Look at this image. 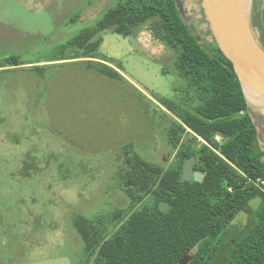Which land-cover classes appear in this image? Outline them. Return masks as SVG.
I'll return each mask as SVG.
<instances>
[{
  "label": "rangeland",
  "instance_id": "obj_1",
  "mask_svg": "<svg viewBox=\"0 0 264 264\" xmlns=\"http://www.w3.org/2000/svg\"><path fill=\"white\" fill-rule=\"evenodd\" d=\"M119 1L0 0V65L12 64L0 67V264H81L73 217L109 225L127 209L115 174L121 146L131 141L164 167L175 159L156 97L178 99L183 80L147 25L130 37L98 32L94 52L138 90L73 59L84 49L68 42ZM176 1L200 41L212 42L201 0ZM247 102L264 149V114ZM247 217H235L234 233Z\"/></svg>",
  "mask_w": 264,
  "mask_h": 264
},
{
  "label": "trees",
  "instance_id": "obj_2",
  "mask_svg": "<svg viewBox=\"0 0 264 264\" xmlns=\"http://www.w3.org/2000/svg\"><path fill=\"white\" fill-rule=\"evenodd\" d=\"M251 15L252 27H259V11ZM144 25L172 51L169 62L183 80L178 99L156 97L175 159L164 167L140 155L131 141L121 146L115 174L127 209L114 213L109 225L73 217L83 243L81 264H178L189 251L188 264H264V149L238 75L215 39L202 43L176 0H122L68 42L84 49L73 59L132 85L118 66L94 55L97 35L130 37ZM253 104L264 109V102ZM191 154L194 170L205 172L201 182L181 179ZM255 198L258 205L249 209ZM242 211L247 221L234 233L232 222Z\"/></svg>",
  "mask_w": 264,
  "mask_h": 264
},
{
  "label": "water",
  "instance_id": "obj_3",
  "mask_svg": "<svg viewBox=\"0 0 264 264\" xmlns=\"http://www.w3.org/2000/svg\"><path fill=\"white\" fill-rule=\"evenodd\" d=\"M201 3L213 38L231 61L245 97L248 93L255 103H263L264 47L254 35L249 13L242 14L238 0H201ZM261 112L264 113V109ZM258 136L261 140L260 133ZM194 163L195 155L191 154L184 162L182 180H203L205 172L194 170ZM192 257L193 253L189 251L178 264H188Z\"/></svg>",
  "mask_w": 264,
  "mask_h": 264
},
{
  "label": "flooded vegetation",
  "instance_id": "obj_4",
  "mask_svg": "<svg viewBox=\"0 0 264 264\" xmlns=\"http://www.w3.org/2000/svg\"><path fill=\"white\" fill-rule=\"evenodd\" d=\"M256 8V11H259L260 17H261V23L260 26H253L254 31L258 32V39L260 40V44L264 47V6L262 8H259V0H255L253 2L252 11Z\"/></svg>",
  "mask_w": 264,
  "mask_h": 264
},
{
  "label": "bare ground",
  "instance_id": "obj_5",
  "mask_svg": "<svg viewBox=\"0 0 264 264\" xmlns=\"http://www.w3.org/2000/svg\"><path fill=\"white\" fill-rule=\"evenodd\" d=\"M239 4H240V7H241V12L242 14H246L248 12V9H249V0H238ZM242 15V16H243ZM246 97L249 99V100H253L252 96H250L248 93H246Z\"/></svg>",
  "mask_w": 264,
  "mask_h": 264
},
{
  "label": "crops",
  "instance_id": "obj_6",
  "mask_svg": "<svg viewBox=\"0 0 264 264\" xmlns=\"http://www.w3.org/2000/svg\"><path fill=\"white\" fill-rule=\"evenodd\" d=\"M58 59H60V58H57V59H55V60H58ZM254 101H255V99H253V101H252V102L254 103ZM262 113H263V112H262ZM263 114H264V113H263Z\"/></svg>",
  "mask_w": 264,
  "mask_h": 264
}]
</instances>
